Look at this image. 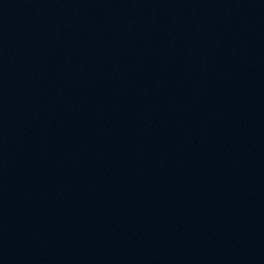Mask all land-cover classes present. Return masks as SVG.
<instances>
[{
	"label": "water",
	"instance_id": "1",
	"mask_svg": "<svg viewBox=\"0 0 264 264\" xmlns=\"http://www.w3.org/2000/svg\"><path fill=\"white\" fill-rule=\"evenodd\" d=\"M0 264H264V0H0Z\"/></svg>",
	"mask_w": 264,
	"mask_h": 264
}]
</instances>
